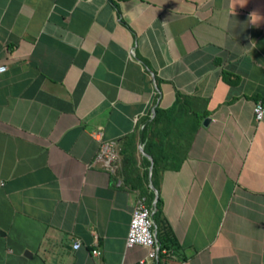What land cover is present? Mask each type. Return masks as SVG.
Here are the masks:
<instances>
[{
    "label": "crops",
    "instance_id": "crops-1",
    "mask_svg": "<svg viewBox=\"0 0 264 264\" xmlns=\"http://www.w3.org/2000/svg\"><path fill=\"white\" fill-rule=\"evenodd\" d=\"M0 65V264L135 261L140 196L161 264H264V0H0Z\"/></svg>",
    "mask_w": 264,
    "mask_h": 264
},
{
    "label": "built area",
    "instance_id": "built-area-1",
    "mask_svg": "<svg viewBox=\"0 0 264 264\" xmlns=\"http://www.w3.org/2000/svg\"><path fill=\"white\" fill-rule=\"evenodd\" d=\"M6 70L5 65H0V73ZM254 118L256 121H260L264 116V107L262 102L257 101L253 107ZM113 144L105 142L101 152L106 157V163H109L110 158L113 156V150L111 147ZM156 210L155 202L150 206L146 203V198L140 196L137 198L134 208L131 212L130 221L125 237L126 248L140 245L146 248L147 252L144 256L139 257L132 262H123L121 264H161L159 262V255L162 252L160 243L157 239V227L153 219V214ZM95 244L96 240H95ZM80 242L74 243V248H78ZM98 255L99 250L94 249L92 251Z\"/></svg>",
    "mask_w": 264,
    "mask_h": 264
},
{
    "label": "trees",
    "instance_id": "trees-1",
    "mask_svg": "<svg viewBox=\"0 0 264 264\" xmlns=\"http://www.w3.org/2000/svg\"><path fill=\"white\" fill-rule=\"evenodd\" d=\"M160 113H161V110L159 109V108H155V118L154 119H158L159 118V116H160ZM154 167V166H153ZM151 197V196H150ZM152 198H149V201L151 200ZM151 202V201H150ZM150 202H148L147 201V199H146V203H147V205H149V203ZM157 203V202H156ZM157 205V204H156ZM158 209L156 208V210H155V212H154V214H153V217H154V219H155V221H156V223L158 222ZM158 224V223H157ZM162 236L163 235H161L160 233H159V230L157 231V237L159 238V241H161V239H162Z\"/></svg>",
    "mask_w": 264,
    "mask_h": 264
},
{
    "label": "clouds",
    "instance_id": "clouds-1",
    "mask_svg": "<svg viewBox=\"0 0 264 264\" xmlns=\"http://www.w3.org/2000/svg\"><path fill=\"white\" fill-rule=\"evenodd\" d=\"M252 15H255V13H253ZM251 47H253V48L256 47L255 42H252V43H251Z\"/></svg>",
    "mask_w": 264,
    "mask_h": 264
},
{
    "label": "water",
    "instance_id": "water-1",
    "mask_svg": "<svg viewBox=\"0 0 264 264\" xmlns=\"http://www.w3.org/2000/svg\"><path fill=\"white\" fill-rule=\"evenodd\" d=\"M207 121H208V119H207V118H205V119H204V121H203V124H206V123H207Z\"/></svg>",
    "mask_w": 264,
    "mask_h": 264
}]
</instances>
